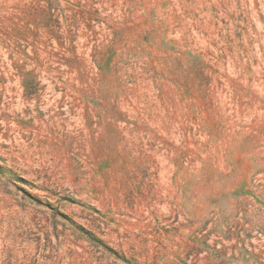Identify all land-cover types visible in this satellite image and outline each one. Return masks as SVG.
I'll return each mask as SVG.
<instances>
[{
  "label": "rangeland",
  "instance_id": "1",
  "mask_svg": "<svg viewBox=\"0 0 264 264\" xmlns=\"http://www.w3.org/2000/svg\"><path fill=\"white\" fill-rule=\"evenodd\" d=\"M0 264H264V0H0Z\"/></svg>",
  "mask_w": 264,
  "mask_h": 264
}]
</instances>
